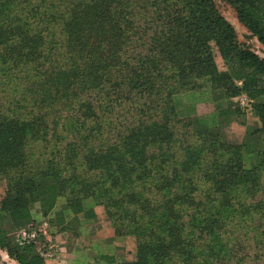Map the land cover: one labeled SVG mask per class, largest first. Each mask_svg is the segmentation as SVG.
Listing matches in <instances>:
<instances>
[{
    "label": "trees",
    "instance_id": "1",
    "mask_svg": "<svg viewBox=\"0 0 264 264\" xmlns=\"http://www.w3.org/2000/svg\"><path fill=\"white\" fill-rule=\"evenodd\" d=\"M224 1L264 46V0ZM204 79L260 127L231 141L238 105L218 131L180 118L173 97ZM262 173L264 59L212 0H0V250L17 264H45L11 231L59 198L54 226L78 229L91 198L135 239L120 264H264Z\"/></svg>",
    "mask_w": 264,
    "mask_h": 264
},
{
    "label": "rangeland",
    "instance_id": "2",
    "mask_svg": "<svg viewBox=\"0 0 264 264\" xmlns=\"http://www.w3.org/2000/svg\"><path fill=\"white\" fill-rule=\"evenodd\" d=\"M215 8L218 10L219 14L233 26L237 39L249 46L258 56L264 59V46L260 45L255 38H253L237 21L234 10L224 1V0H212ZM215 63L219 70H227L228 65L226 62L222 61L219 54L215 52ZM174 109L177 115L182 119L189 120L193 127L206 126L209 129L215 131V92L210 90L209 79H204L197 83V87L194 90L176 94L173 97ZM232 104V103H231ZM236 101L231 106H236ZM244 113V124L245 126H240L237 124H232L227 129L230 135L231 141L240 142L243 137V129H254L259 128V121L251 115V111L248 108H241ZM254 118V120H253ZM256 119V120H255ZM264 183V179H263ZM264 187V185L262 184ZM5 194V184L0 183V202L4 198ZM65 199L59 198V201L55 204V208L50 213L48 217H43L40 212V204L37 202L32 205V221L34 223L27 224V226L21 229H13L11 231V237L14 238V242L18 246H25L27 244H21L22 241L19 237V232L21 230L29 231L34 230L38 233V237L35 242H30L35 246V250L39 255H44L48 246L51 244L62 243L68 247L69 256L67 257L65 263L70 262V264H85V261L81 259L86 256V249L88 247L83 246L80 241H77V229L65 230L62 227H57L53 225L54 216L65 206ZM84 208V215H80V226L81 224L88 223L95 220L97 214L95 210L102 208V213L105 216V210L102 206L97 205L91 198L85 199L82 202ZM86 215V218H85ZM92 218V220H89ZM107 221V219H106ZM0 226H7V221L4 219V215L0 214ZM102 226V224H99ZM128 237V236H127ZM126 238V237H125ZM127 242H125V251L123 256H119L117 264L124 261L134 260L136 253V242L133 237H129ZM127 245V246H126ZM115 261V258H112ZM44 260V259H43ZM7 253L0 250V264H17ZM88 264V263H86Z\"/></svg>",
    "mask_w": 264,
    "mask_h": 264
},
{
    "label": "crops",
    "instance_id": "3",
    "mask_svg": "<svg viewBox=\"0 0 264 264\" xmlns=\"http://www.w3.org/2000/svg\"><path fill=\"white\" fill-rule=\"evenodd\" d=\"M238 85H240V83H238ZM210 90L215 92V131H218L219 112L234 104L237 97L226 98L221 90L212 89L211 84ZM244 130L245 129H243V134ZM263 179L264 173L260 175V183L264 185ZM95 213L97 214L95 220L93 219L91 222L81 224L77 229V241H80L83 246L88 247V249L85 250L86 256L81 259L85 261V264H117L116 259L119 256H123L125 251L124 244L127 242V239L130 238L116 236L114 229L110 223L106 221L105 216L102 213V208L96 209ZM99 224H102V226H99ZM56 244L63 250V252L57 259L44 261L45 264H70V262L65 263L70 253L67 250L68 247L62 245V243ZM113 257L115 258V261L112 259ZM11 262L14 263V261Z\"/></svg>",
    "mask_w": 264,
    "mask_h": 264
},
{
    "label": "built area",
    "instance_id": "4",
    "mask_svg": "<svg viewBox=\"0 0 264 264\" xmlns=\"http://www.w3.org/2000/svg\"><path fill=\"white\" fill-rule=\"evenodd\" d=\"M236 103L240 108H249V100L243 96H238L236 98ZM19 237L22 241L21 244H29L30 242L36 241L38 233L34 230H21L19 232ZM62 252L63 250L57 244H51L48 246V249L45 251L44 255H42V258L44 261L57 259Z\"/></svg>",
    "mask_w": 264,
    "mask_h": 264
}]
</instances>
